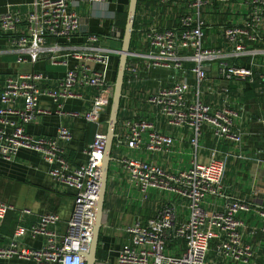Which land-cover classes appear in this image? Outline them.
Wrapping results in <instances>:
<instances>
[{"label": "built area", "instance_id": "obj_1", "mask_svg": "<svg viewBox=\"0 0 264 264\" xmlns=\"http://www.w3.org/2000/svg\"><path fill=\"white\" fill-rule=\"evenodd\" d=\"M87 1L95 4L105 0ZM156 1L164 6L172 24L154 23L135 31L123 82L130 84L141 70L167 72L171 80L159 81L148 92L144 102L153 108L151 119L148 114L132 112L118 121L127 152L116 162L128 184L137 189L140 201L157 191L169 195L170 202L160 206L153 216L137 219L125 227V240L115 264H207L210 250L217 257V264L251 263L254 251L244 241L243 222L239 218L240 213L251 210V205L245 200L227 199L220 212L204 207L208 196L221 195L227 156L218 157L215 147L206 162H200L197 154L207 132L215 142L231 143L241 149L243 131L237 121L244 107L229 98L228 82L233 79L253 82L255 72L251 65L264 68V59L252 60L249 65L232 63L229 59L258 53L252 45L258 41L264 22V0H245L244 16L224 28L223 35L230 48L227 52L206 45L203 32L202 10L217 0H183V10L176 14L171 9L172 0ZM78 3V0H34L24 18L17 12L0 13V31L12 35L10 41L19 54L18 62L30 57L33 61L46 59L52 65L65 67L62 76L50 85L46 84L51 79L47 72L6 76L0 91V156L9 160L22 148L36 152L50 165L48 172L53 181L75 191L73 211L63 235L54 230L59 218L52 213L41 215L29 227L19 223L8 245L0 247V259H25L34 264H85L83 253L88 251L93 237L106 132L95 133L84 150L86 162L72 167L60 146V141L71 139L68 127L59 123L54 137L34 136L26 131V125L42 115L54 113L99 125L106 114L113 92L108 75L112 57L118 55L119 49L101 46L100 37L92 33L81 44H70L82 26L75 9ZM172 16L177 17L175 24ZM19 24L23 25L20 31ZM108 35L117 41L122 37L113 22ZM210 63H215V71L224 83L219 89L222 98L218 105L202 97L204 92L208 95L216 92L206 82V67ZM83 88L96 90L90 106L66 110L63 103L84 99L78 92ZM41 97L51 99L56 108L43 106ZM160 118L169 127L188 131L186 163L178 159L179 166L164 167L152 158L131 154L136 151L163 157L176 152L172 151L173 136L156 127L155 120ZM261 121L264 122V116ZM236 157L244 159L241 153ZM10 210H13L10 204L0 201V224ZM258 213L264 217V208ZM20 214L23 221L30 209L23 208ZM25 236H41L45 242L39 248L29 247L23 243Z\"/></svg>", "mask_w": 264, "mask_h": 264}, {"label": "crops", "instance_id": "obj_2", "mask_svg": "<svg viewBox=\"0 0 264 264\" xmlns=\"http://www.w3.org/2000/svg\"><path fill=\"white\" fill-rule=\"evenodd\" d=\"M33 1L0 0V13L17 12L21 18H24L31 10ZM78 1L75 9L80 15L82 26L71 39L70 44L79 45L87 34L92 33L100 37L101 46L119 49L120 41L110 39L108 30L112 22L121 30V15L127 10L126 0H105L95 4L87 0ZM183 4V0H172L171 9L174 13L180 12L183 10ZM245 13V0H227L225 2L217 0L211 6L205 7L202 10V15L205 21L203 32L206 45L222 49L224 52L229 51L230 48L223 35V30L230 23L239 22ZM172 18L174 17L172 16ZM176 18H174L173 24H175ZM169 19L164 6H160L156 0H138L133 45L136 30L144 29L154 23L166 26L171 23ZM22 26L19 24L18 31ZM258 34V41L252 45L258 51L257 54L240 59L230 58L229 61L249 65L252 60L256 62L264 59V22L260 25ZM11 37V34L0 31V91L6 76L18 72H47L51 79L46 84L56 83L62 76L65 67L52 65L46 59L33 61L30 57H27L24 62H18L19 54L11 44ZM251 67L255 72L253 82L237 79L228 82L229 98L241 102L244 107L241 117L237 121L243 131L241 149L231 143H217L207 132L198 149L197 159L200 162H206L210 150L214 147L218 150V157L227 156L224 171L226 182H222L221 195L208 196L204 201V207L208 211L220 212L223 209V202L227 199L247 201L251 205V210L240 213L239 218L243 222L241 229L244 233V241L251 244L254 251L252 262L248 264H264V217L258 213L259 209L264 208V122L261 121L264 116V68L255 65H251ZM111 69L108 79L112 82ZM206 72V82L216 92L213 95L204 92L202 97L207 102L218 105L222 98L219 89L224 83L215 71V63L207 65ZM170 80V74L167 72L141 70L130 84L123 82V96L120 102L118 121L130 116L132 112L148 114L147 117L151 119L153 108L144 102L145 98L150 89L155 87L159 81L167 83ZM140 91L145 93L143 98L142 95L136 94ZM78 92L83 94L84 99H72L63 103L66 110L88 108L90 99L96 90L83 88L78 89ZM40 103L52 110L56 108V105L48 97H41ZM107 118L108 114H105L100 124L96 125L88 123L82 118L59 116L52 113L37 117L35 121L26 125V131L34 136L54 137L59 123L64 124L71 132V139L60 141V146L70 165L77 167L86 162L84 150L92 142L95 133L97 131L106 132ZM155 122L158 129L173 136L175 143L172 151L176 152L163 157L147 156L136 151H131V154L139 158H152L164 167L179 166L178 159H183L186 163L188 159L185 156L189 152L188 131L169 127L162 118ZM117 127L121 133L118 132ZM115 133L117 137L114 139L111 150V156L115 160L110 163L98 243V248L104 256L97 258L96 264H115L119 248L125 240V227L137 219L145 220L153 216L160 206L170 202L169 195H161L157 191L150 192L147 200L140 201L137 189L128 184L125 173L116 162L122 153L127 152L123 145L124 134L118 122ZM238 153H241L244 159L236 157ZM49 168L50 165L39 154L28 149H19L15 156L9 160L0 156V201L13 207V210L6 214L0 224V247L8 245L17 224L21 223L29 227L35 224L41 215L48 213L55 214L59 218L54 230L59 235L65 233L66 223L70 219L74 207L75 191L55 183L48 172ZM23 208L30 209V214L22 217L23 221H20V210ZM252 230L254 233L250 234ZM44 242L45 239L41 236L34 238L25 236L23 238V243L33 248L42 247ZM217 262V257L210 250L207 264H217ZM0 264H34V262L12 258L0 259Z\"/></svg>", "mask_w": 264, "mask_h": 264}, {"label": "water", "instance_id": "obj_3", "mask_svg": "<svg viewBox=\"0 0 264 264\" xmlns=\"http://www.w3.org/2000/svg\"><path fill=\"white\" fill-rule=\"evenodd\" d=\"M138 0H128L126 20L123 29V35L121 38L120 49L118 52V62L116 68V74L113 82V92L108 106V118L106 128V145L103 153L102 167H101V179H100V191L96 204V217L93 224V237L89 245L88 251L83 253L85 256V264L97 263V249L99 243V235L102 227V215L105 201V192L107 186V178L110 168V163L113 160L111 156V150L114 139L117 137L115 133L116 124L118 122V112L120 102L122 99V88L125 74V66L127 62L128 53L130 50V44L132 35L134 32V21L137 11ZM82 23V21H81Z\"/></svg>", "mask_w": 264, "mask_h": 264}, {"label": "trees", "instance_id": "obj_4", "mask_svg": "<svg viewBox=\"0 0 264 264\" xmlns=\"http://www.w3.org/2000/svg\"><path fill=\"white\" fill-rule=\"evenodd\" d=\"M126 3H128V0H126ZM126 12L127 10H125L123 12V14L121 15V21H120V28H121V32H122V35H123V29H124V25H125V20H126ZM122 38V37H121ZM121 42V40H120ZM121 44V43H120ZM133 46V35H132V40H131V44H130V48ZM120 49V48H119ZM112 64H111V67H112V71H111V75H112V83L114 82V78H115V74H116V68H117V62H118V56L117 55H114L112 57ZM108 114V108H107V111H106V115ZM97 258H101L103 257V253L100 251V249L98 248L97 249Z\"/></svg>", "mask_w": 264, "mask_h": 264}, {"label": "rangeland", "instance_id": "obj_5", "mask_svg": "<svg viewBox=\"0 0 264 264\" xmlns=\"http://www.w3.org/2000/svg\"><path fill=\"white\" fill-rule=\"evenodd\" d=\"M126 86H127V85H126ZM126 86H125V90H126V88H127ZM128 87H129V86H128ZM125 90H124V91H125ZM136 94H137V95H142V98H143V96H144L145 93L143 94V91H140L139 93L137 92ZM117 128H118V127H117ZM118 132L121 133V131L119 130V128H118ZM120 135H122V134H120ZM185 157H187V159H188L189 156L186 155ZM222 182H223V183L226 182V178H224Z\"/></svg>", "mask_w": 264, "mask_h": 264}]
</instances>
